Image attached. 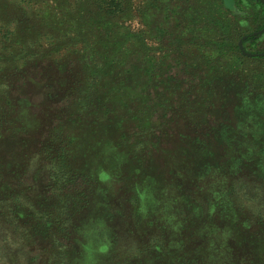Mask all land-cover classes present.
Here are the masks:
<instances>
[{"label": "rangeland", "instance_id": "rangeland-1", "mask_svg": "<svg viewBox=\"0 0 264 264\" xmlns=\"http://www.w3.org/2000/svg\"><path fill=\"white\" fill-rule=\"evenodd\" d=\"M90 1L0 0V264H264V15L127 0L121 49Z\"/></svg>", "mask_w": 264, "mask_h": 264}, {"label": "trees", "instance_id": "trees-1", "mask_svg": "<svg viewBox=\"0 0 264 264\" xmlns=\"http://www.w3.org/2000/svg\"><path fill=\"white\" fill-rule=\"evenodd\" d=\"M249 2H252L254 4H249L251 7H253L254 9V14H257V18L260 19L263 15H264V4L261 3L260 1L254 2V0H248ZM203 2H205V0H203ZM127 0H91L89 2V15H90V19L93 20L92 23H95L96 25L98 24L100 26V30L102 31L100 34L102 33H106L105 37L103 38V42H107V45H109V47L114 48L116 47H120V43L117 42V40H115V35L113 34V31L111 28V19L110 18H114L116 16H123L127 11H133V7L131 6L130 8L126 6ZM162 3H164V1H162ZM190 3V2H189ZM192 5L191 7L193 8V12L192 11H185V12H181V5L179 3V0H172L171 5L174 4V8H172V14L176 15L178 13L181 14V18H194L197 19L198 21H203L206 17H210V13H212V10L209 9L206 6V3H200V0H194L193 2H191ZM172 14L169 11V15L171 16L172 20H175L176 18L174 16H172ZM200 25H203V23H200ZM260 25V24H259ZM259 25L256 26L255 30L259 29ZM205 29L204 26L202 28V30ZM178 31V30H176ZM177 34V33H176ZM181 33H178V36H176L177 38V42L180 41L181 39ZM121 39V36H119ZM113 38V39H112ZM197 44H199V42H196ZM195 44V43H194ZM125 45H123L122 47H120L121 49L125 48ZM178 47V46H177ZM114 50V49H113ZM118 50L116 49L114 51V57H111V59H115L118 55ZM133 52V51H132ZM134 53V52H133ZM132 53V54H133ZM119 64H123L125 65V59L120 60ZM92 64H90L91 66ZM102 66H98V65H94V68L99 69ZM88 77H93L91 83L94 85H97V87H95L96 89H92L94 91L97 92V96H96V101L97 104L99 105V79H98V72L96 73H90L87 75ZM95 92V93H96ZM95 101V102H96ZM91 101H86L85 104H91ZM80 103V100L75 101V104L73 106H78ZM92 106H95V103L92 104ZM101 112H99V110L96 108L94 111L92 110L91 112V116L95 117V120H99L100 117L102 116L101 113L103 112L102 110H100ZM105 113H112V111H104ZM47 160H49V158H47ZM54 161L57 164V168L51 169L50 173H52L53 177L55 176L56 178V185H58V183H63L66 185H68V183L71 182L70 178L72 177L71 172L68 170L69 165L66 161V157L64 154H59L58 157H54ZM54 162V164H55ZM55 164V165H56ZM3 197L0 195V215H2V213L5 211V208L3 206ZM31 215L34 217V212H30ZM36 217V216H35ZM36 222V223H35ZM35 224H37V221H34ZM39 223V222H38ZM34 226V225H33ZM43 229L48 230V232H50V229L53 230L55 233H61V231H63L66 228V221L64 218H62L61 216L58 215V217L56 218V222L53 223V219L51 220H45L44 223L42 224V226H40ZM30 232L36 233L35 230L30 229ZM37 234V233H36ZM34 235V234H32Z\"/></svg>", "mask_w": 264, "mask_h": 264}]
</instances>
